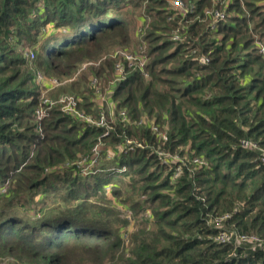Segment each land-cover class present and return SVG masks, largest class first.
<instances>
[{
  "label": "trees",
  "instance_id": "1",
  "mask_svg": "<svg viewBox=\"0 0 264 264\" xmlns=\"http://www.w3.org/2000/svg\"><path fill=\"white\" fill-rule=\"evenodd\" d=\"M131 1L0 0V183L8 181L0 196V257L7 261L0 264H264V56L256 46L264 0H184L191 6L178 13L162 5L167 0H149L148 11L166 25L154 23L148 35L163 41L150 50L157 54L148 77L127 67L110 84L116 117L92 124L54 105L39 129L36 70L70 74L106 43H123L129 21L120 9ZM218 9L224 17L212 28ZM179 29L186 38L169 39ZM194 44L199 56L191 54ZM123 59L108 56L92 67L102 89L121 76L116 62ZM93 84L80 93L84 101L76 98L99 118L108 108L92 106ZM97 143L101 162L114 152L117 178L109 171L84 184L70 177L78 161L94 158ZM122 145L135 150L121 153ZM112 179L127 180L129 196L120 198L133 210L132 229L120 209L67 204L90 188L96 196ZM39 190L46 196L29 218L16 211L18 196ZM224 229L227 241L217 239Z\"/></svg>",
  "mask_w": 264,
  "mask_h": 264
},
{
  "label": "rangeland",
  "instance_id": "2",
  "mask_svg": "<svg viewBox=\"0 0 264 264\" xmlns=\"http://www.w3.org/2000/svg\"><path fill=\"white\" fill-rule=\"evenodd\" d=\"M148 2L150 1L149 0H132L128 5L121 7L120 9L121 14H124L125 16H127L128 21H129V32H128L129 37L128 39L126 38L123 41V43H118V42L106 43L102 52L99 55H93L91 57H86L83 61L78 63L76 68L70 74L45 73L42 68L40 70H36V76H37L36 79H37V82L39 83V92H40L39 94L40 104L38 108L46 109V115L41 121H43L49 115L48 113L49 108L51 109L54 105H59L61 107V103H63L62 102L63 98H66L68 96L76 97L77 95L81 99H83V96L80 93H86L87 92L86 88L89 87V85L95 83L93 85H96L98 87V90L96 93L97 103L93 104L92 106L93 107L95 106L104 107V104H106L108 108V114H106L104 110H101L100 113L101 114L104 113V116L106 117L105 121L107 120L105 125L106 124L109 125V121L116 117L114 101L112 100V97H111V90H112L111 85L115 83L117 76L111 80V82L109 83V85L111 84L110 86L103 84L104 89H102L100 87V83L102 84L104 81L103 82L101 81V78H100L101 76H97V74L95 73L93 74V71L91 69L92 67H95V68L100 67L103 64L101 62L108 59V56L110 57L122 56L124 59L118 60L116 62V66L118 63L123 65L124 67L123 71H125L127 67L131 69H140L143 72V75L148 77L149 75L148 64L153 59L154 54H157L155 52L152 54L150 50L155 43H159L163 41V39H159L153 42L151 39L154 38V35L149 36L148 34L153 30L154 23H159L158 24L159 27L166 25L165 22L158 20V14L154 10H151L152 12L148 11V7H147V5L149 4ZM182 2H183V5L181 7L177 6L178 2L177 1L175 2V0H167L165 3H162V5H164L168 11L172 9H176L177 13H178V10L187 12L189 7L191 6V3L187 5L185 4L184 0H182ZM219 11L223 12L224 10L222 11V9H219ZM207 13L213 14L214 10L213 9L207 10ZM174 15L175 14L169 16V19L177 20L174 18ZM221 20L222 19H217L214 21L216 26L220 23ZM185 32L186 30L179 29L175 32H172L171 34L168 33L169 34L168 37L169 39L173 41L183 40L186 38V34H184ZM154 34L158 35L156 33ZM254 35L255 37L259 36L258 33H254ZM193 38L195 41L198 40V38L195 36ZM172 45L173 44L167 46L166 48L167 51L168 49L169 51L172 50L170 47ZM260 45H264V37L257 38L256 46L258 47ZM189 49L193 56H199V52L201 50V47L199 45L194 44L191 47H189ZM127 53L132 55L130 59H127L125 57V54ZM201 56H205V54L202 53ZM31 57L34 58V56H31ZM140 62H143V63L140 64ZM173 63H174V60L170 59L164 64L165 65L164 67L169 68L171 64L173 65ZM31 67L33 69H37L35 66H31ZM146 72L148 74H146ZM126 73H129V71H127ZM39 75H41L42 78H39ZM52 79H57V81H52ZM47 99L53 102V104L49 108L45 104V101ZM93 100L95 99L93 98ZM77 108H78V102H77ZM80 109L79 110L82 112L85 111V110H82L81 107ZM88 115H91L94 117L93 113L92 114L88 113ZM122 116L124 119L131 121L126 111H122ZM36 121L38 122V119H36ZM39 125H41V123H39ZM155 128H157V130L159 131V128L157 125L155 126ZM129 142L130 141H127V143ZM97 144H95L93 147V154L95 153V155H98V158H99V155L101 154V151L103 150L104 147L101 146L100 143H97ZM137 144L142 145L141 143L140 144L137 143ZM130 150L134 151L135 146L133 145L130 148L128 147L123 148V151H121V153H127ZM159 153L165 154L166 160H169L171 158L180 159L176 157L174 153L161 152V151H159ZM109 155H111L110 152H109ZM105 158L106 159L103 162L98 160L97 163H92V161L81 159L80 161H78V167L73 168V172L69 176L72 178L78 177L79 178L78 181H82L83 184L86 183V181H91V182L95 181L96 175H97L96 172L107 175L109 171L108 176L115 175L117 178L116 171H119V169L115 166L117 163V160H115L113 157H108V156ZM196 161L200 162L199 158H197ZM57 171L62 172L63 175L66 174L65 171H62V169L57 170ZM108 176H105L103 178L106 179V177ZM115 179H112L111 181ZM126 181L127 180H124V181L116 180V181L108 182L105 184L103 182L102 184L104 185H102L103 187L101 186L103 189L101 188V191L98 194H96V196L92 195L94 192L90 188L85 193V194L88 193V195L82 194L81 196L83 197L73 195L75 196L74 199L69 200L67 204L69 206L80 205L86 208L87 210L93 211V212H97L98 209L101 207L108 208L107 209L108 212H110L111 211L110 209H113V208L117 210L120 209V212L125 213L131 220L127 228L132 229L133 226L135 225L134 224L135 218H134L133 210L129 202L125 201V199L122 200L120 198V197L126 198L127 196H129L128 192H126ZM7 183L8 181H5L4 183H0V196L3 195V193H5L6 188H7ZM113 184H116L117 188L121 189L123 193L120 195L119 194L116 195L113 192V189H114ZM128 191H132V190L128 188ZM40 192L42 191L39 190V192H37V194H35L34 197H31V194H29V196H26L25 194H21L20 196H18L19 198H18L17 204L14 206L16 211L20 212L22 215H24V217L29 218L30 217L29 214L33 213L32 210L34 208H37V206H35L34 208L31 206L36 204V202H41L43 196H46L45 195L46 192H42V194H40ZM57 193L65 194L66 192L65 190H62V191L59 190ZM59 197L60 196H58V198ZM47 200H50V199H47ZM117 201L120 202L119 203L120 205L117 204ZM64 204L66 205L65 202ZM143 213L146 215V211H143ZM226 214L227 213H225L224 215L226 216ZM221 223H223V221H221ZM5 259H6L5 257H0V263L7 261Z\"/></svg>",
  "mask_w": 264,
  "mask_h": 264
},
{
  "label": "built area",
  "instance_id": "3",
  "mask_svg": "<svg viewBox=\"0 0 264 264\" xmlns=\"http://www.w3.org/2000/svg\"><path fill=\"white\" fill-rule=\"evenodd\" d=\"M178 2V5L177 6H182L183 5V2H182V0H175V2ZM188 11V10H187ZM223 11V10H222ZM214 14V13H213ZM216 20L217 19H223V17H224V11L223 12H220L219 11V9L215 12V15L213 16ZM218 27V26H217ZM212 28H216V24L213 22L212 23ZM258 52L259 53H261L263 56H264V45H260V46H258ZM30 55L31 56H35V52H34V50H31L30 51ZM125 57L127 58V59H130L131 57H132V55L131 54H125ZM208 60H209V58H207ZM205 60V59H204ZM131 63V62H130ZM141 63H143V62H140V64ZM117 67H118V69L120 70V74H121V76H119V77H117L116 78V80L117 79H121L123 76H122V73L124 72L123 71V69H124V67H123V65H121L120 63H118L117 64ZM118 73V74H119ZM146 74H148L147 72H146ZM39 78H42L41 77V75H39ZM52 81H57V79H52ZM62 102L63 103H61V109L65 112V113H67V114H72V115H76V116H78V118L80 119H82V120H84V121H86V122H89V123H92V124H98V125H105V123H106V121H105V116H104V113H102V115L99 117V118H95V117H93V116H91V115H88V114H86V113H84V112H82V111H80L78 108H77V102H78V100H77V98L76 97H73V96H68V97H66V98H63L62 99ZM45 104L47 105V107L49 108V107H51V105L53 104V102L52 101H49L48 99L45 101ZM45 115H46V109H44V108H38L37 110H36V119H38V122L39 123H41V120L45 117ZM39 129L40 130H42V128L40 127V125H39ZM246 143H248V142H246ZM97 145H99V144H97ZM132 147V146H131ZM123 148H127V147H125V146H120V148H119V151L121 152V151H123ZM130 148V147H129ZM111 153V155H109V153L107 154V156L108 157H112V154L114 153H112V152H110ZM93 156H94V158L93 159H91L90 161H92V163H97L98 162V155H95V153L93 154ZM224 217H226L225 215L224 216H221V217H219L218 219H217V221H218V224H221V221H222V219L224 218ZM231 237V234L228 232V231H226L225 229L224 230H222L218 235H217V239H219V240H221V241H227L229 238ZM251 237H253V236H251ZM243 238L244 239H246V238H248V239H251L250 237H247L246 235H244L243 236Z\"/></svg>",
  "mask_w": 264,
  "mask_h": 264
}]
</instances>
